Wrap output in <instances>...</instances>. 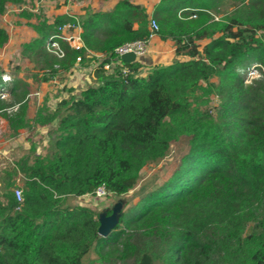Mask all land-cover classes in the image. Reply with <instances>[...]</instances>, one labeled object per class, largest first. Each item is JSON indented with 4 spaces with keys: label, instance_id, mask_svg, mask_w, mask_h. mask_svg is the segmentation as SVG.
<instances>
[{
    "label": "trees",
    "instance_id": "16d2710c",
    "mask_svg": "<svg viewBox=\"0 0 264 264\" xmlns=\"http://www.w3.org/2000/svg\"><path fill=\"white\" fill-rule=\"evenodd\" d=\"M99 1L115 4L88 7L79 17L82 49L62 42V58L47 49L59 25L77 21L69 15L34 24L38 37L24 48L47 49L59 66L54 72L75 68L78 56L87 67L91 52L114 57L122 44L146 40L154 18L159 36L189 59L146 76L137 62L123 61L134 72L126 76L100 65L96 85L50 113L39 109L35 124L55 125L50 154L23 156L0 173V264H86L93 250L101 254L118 243L123 263L132 257L133 264H264V218L246 235L243 223L264 202V81L247 84L244 73L254 63L264 68V0H239L233 14L218 20L216 0H161L151 16L131 0ZM24 2L0 0V16L8 3ZM8 40L0 27V48ZM2 76L0 70V90L15 94L18 81ZM182 137L188 147L172 175L122 211L107 236L99 234L93 208L67 204L100 186L130 192L143 168L164 159Z\"/></svg>",
    "mask_w": 264,
    "mask_h": 264
},
{
    "label": "rangeland",
    "instance_id": "374dc122",
    "mask_svg": "<svg viewBox=\"0 0 264 264\" xmlns=\"http://www.w3.org/2000/svg\"><path fill=\"white\" fill-rule=\"evenodd\" d=\"M45 1L48 2L44 7L34 0H26L22 4L14 5L8 3L6 13H8L10 22H4L3 15L0 17V25H3L4 22L12 29L10 32L12 41L0 48V70H3L2 77L5 82L10 83L14 79L18 81L15 94L6 87L0 90V99H2V103H0V173L23 156L38 155L43 157L50 154L49 142L53 136L51 131L55 125L38 126L35 124L34 119L40 108H46L44 114L50 113L62 99L77 96L83 89L97 84L91 69L83 67L64 70L62 68V70L54 72L55 67L59 66L49 56L50 54L46 53L48 52L46 48V51L39 54L24 48L25 43L33 41L30 30L36 24L34 22L47 20L51 15L55 17L61 11L67 10L71 13L70 9L73 10L74 5H82L90 0ZM238 5H241L239 0H216L215 19L218 20L224 15L233 14ZM22 16L28 19L27 26L29 28L23 26L20 18ZM259 35L264 39V31H259ZM207 41L203 40L201 45ZM159 65L163 64L156 66ZM148 71L150 69L141 70L140 75L146 76ZM244 73L247 84L264 81V68L259 64L254 63ZM213 99L212 104L216 105L217 98ZM22 113H25V116ZM23 123L26 126H22ZM187 147L188 139L186 137L174 141L169 155L158 163L145 166L139 184L124 195L110 194L103 198L94 196L74 198L67 204L72 207L89 206L96 211L100 220L106 217L112 218L114 220L112 230L122 211L130 209L141 199L142 195L163 184L172 175ZM22 185L23 182L18 179L16 187ZM108 211H111L112 214L108 215ZM249 211L243 215V223H246L244 235L248 233L247 227L264 218V202L257 203L254 209ZM121 251L120 243L106 247L101 254L93 250L86 258V264H133L132 257L128 258L125 263L121 261Z\"/></svg>",
    "mask_w": 264,
    "mask_h": 264
},
{
    "label": "built area",
    "instance_id": "2783aa9c",
    "mask_svg": "<svg viewBox=\"0 0 264 264\" xmlns=\"http://www.w3.org/2000/svg\"><path fill=\"white\" fill-rule=\"evenodd\" d=\"M149 26L151 33L146 40H136L122 44L115 50L114 57H108L103 53L91 52L90 56L95 58L88 69H91L92 73H94L100 65H103L104 69L109 73H112L115 68H120L121 73L125 76L134 73L131 68L124 65L122 55L129 52H134L137 56V60L134 62L137 63H139V61L147 55L150 42L155 36L158 35V31L160 30V25L154 18H151ZM62 42H67L72 48L77 50H80L85 46L82 40V27L78 20L76 22L70 21L59 25L57 33L51 36L47 42V49L62 58L66 54ZM106 58H109L110 61L104 62ZM81 60V56H78L74 70L83 68L81 66ZM15 194L17 199L22 201L23 189L21 187H17L15 189ZM108 195H110V192L107 190V188L105 186H100L94 193L85 194L83 197L94 196L97 198H103L107 197Z\"/></svg>",
    "mask_w": 264,
    "mask_h": 264
},
{
    "label": "crops",
    "instance_id": "0c3cea01",
    "mask_svg": "<svg viewBox=\"0 0 264 264\" xmlns=\"http://www.w3.org/2000/svg\"><path fill=\"white\" fill-rule=\"evenodd\" d=\"M133 3L136 4H141L143 5L146 9H147V13H149V16L152 15V13L155 10L156 5L161 1V0H131ZM34 2L39 3L42 7H44L45 3L48 1L45 0H34ZM12 4V3H10ZM115 2H100L99 0H90L89 2H84L82 5H74L73 10L70 9V11H72L71 13L67 12V10L61 11L59 14H56V16H48L47 21L49 23H53L55 21V19L60 16V15H70L71 17H73L74 19H79V17L81 15H83L86 12V9L88 7H92L93 9H106L109 10L114 6ZM14 5V4H13ZM96 7V8H95ZM14 10L16 11V8H14ZM19 16V15H18ZM1 17V16H0ZM21 18V22L23 23V26L26 28H29L28 25V19L25 18L24 16L20 17ZM3 20L4 22H10L8 19V13H4L3 14ZM3 22V25L1 24L0 27L4 28L7 30V32L9 33V40L7 42V44L12 41L11 40V36H10V32L12 29H10L7 25ZM34 23H38L37 21ZM32 29V28H31ZM14 30V29H13ZM30 30V29H29ZM31 31V38L35 39L38 37L37 32L34 30V28ZM5 44V46L7 45ZM94 53H99V52H94ZM189 57L187 56H182V55H177L176 53V45L175 42L173 40L167 39V40H163L159 34L157 36H155L152 41L150 42L149 45V51L147 53V55L145 57H143L139 63H140V68H139V72L144 69L148 70L150 69V71H148V74L151 72V70L158 64H163V65H169L171 63H173L175 60H188ZM93 61V60H92ZM91 64V63H90ZM82 66V65H81ZM91 65L85 67V68H89ZM81 198V197H79ZM77 199V198H76ZM74 198H70L68 199V203H70L71 201H73Z\"/></svg>",
    "mask_w": 264,
    "mask_h": 264
},
{
    "label": "water",
    "instance_id": "95a60500",
    "mask_svg": "<svg viewBox=\"0 0 264 264\" xmlns=\"http://www.w3.org/2000/svg\"><path fill=\"white\" fill-rule=\"evenodd\" d=\"M122 59L125 62H134L137 60V56L134 52H129L122 55ZM114 225V220L112 218L106 217L101 220V225L99 227V234L101 236H107Z\"/></svg>",
    "mask_w": 264,
    "mask_h": 264
}]
</instances>
